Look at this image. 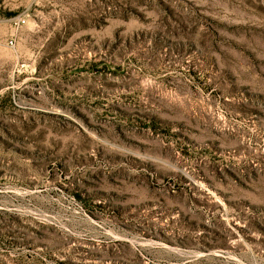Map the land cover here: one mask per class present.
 I'll list each match as a JSON object with an SVG mask.
<instances>
[{"label": "rangeland", "instance_id": "1", "mask_svg": "<svg viewBox=\"0 0 264 264\" xmlns=\"http://www.w3.org/2000/svg\"><path fill=\"white\" fill-rule=\"evenodd\" d=\"M0 264H264V0H0Z\"/></svg>", "mask_w": 264, "mask_h": 264}]
</instances>
